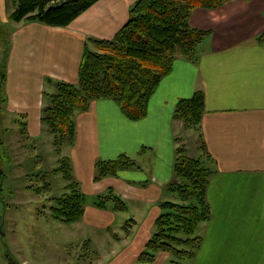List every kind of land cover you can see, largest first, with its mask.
<instances>
[{"label": "crops", "instance_id": "obj_1", "mask_svg": "<svg viewBox=\"0 0 264 264\" xmlns=\"http://www.w3.org/2000/svg\"><path fill=\"white\" fill-rule=\"evenodd\" d=\"M134 1L98 0L66 27L10 20L2 116H23L29 134L41 135L44 94L55 92L57 80L77 82L86 38L111 39L126 23ZM3 6L6 0H0L2 10ZM0 13L5 24L8 14ZM189 22L209 34L193 58L172 60L171 71L149 99L147 114L133 121L114 100H91L87 110L74 113L75 135L64 148H70L67 155L82 191L85 180L94 195L95 184L109 178L93 180L97 159L121 154L137 158L143 164L139 174L127 169L113 177L123 176L125 182L139 186L142 204L152 196L145 207L157 203L158 214L159 199L171 194L163 185L173 173V147L182 142L175 139L183 129L181 120L173 116L175 105L201 90L204 109L198 130L189 129L194 137L188 143L192 151L186 152L205 156L204 148L211 157L206 188L210 213L198 224L200 244L184 264H264V46L257 41L264 31V0H230L216 9L195 8ZM106 210L86 203L77 224L96 226L94 216Z\"/></svg>", "mask_w": 264, "mask_h": 264}, {"label": "trees", "instance_id": "obj_2", "mask_svg": "<svg viewBox=\"0 0 264 264\" xmlns=\"http://www.w3.org/2000/svg\"><path fill=\"white\" fill-rule=\"evenodd\" d=\"M97 1L10 0L13 10L8 19L66 27ZM228 1L135 0L129 8L126 23L111 39L87 37L83 43L77 82L57 80L55 92L44 94L40 120L52 135L55 152L60 155L62 146L72 143L75 135L74 113L87 110L91 100L112 99L128 119L136 121L143 118L160 79L171 71L172 60L176 57L193 58L209 34L208 30L190 25L193 10L216 9ZM3 26L0 23L4 53L0 57V81L5 79L9 44L2 33ZM257 41L264 46V31L257 36ZM203 109V92L196 90L190 97L177 101L174 117L182 120L185 128L198 130ZM200 147H204L203 144ZM202 150L205 157L211 160L207 151ZM176 154L172 172L179 180H173L168 190L175 193L179 201L159 202L154 230L137 257L143 264L154 262L160 251L169 253L175 259L174 264L192 258L200 244L197 226L209 219L206 188L212 170L199 157L187 156L184 147L177 148ZM58 163L54 171L66 181L65 192L52 200L49 215L59 222L71 224L82 218L87 196L74 176L71 159L61 155ZM134 168L140 167L125 154L114 159H97L93 178L98 181ZM3 175L5 173L0 171V178ZM47 185L44 183L43 188L33 189L42 193ZM92 203L99 209H107L109 204L114 211L128 209L127 202L112 186L106 188L105 195L96 193ZM127 224L129 222L123 230L128 233ZM108 232L115 240L118 238L110 227Z\"/></svg>", "mask_w": 264, "mask_h": 264}, {"label": "rangeland", "instance_id": "obj_3", "mask_svg": "<svg viewBox=\"0 0 264 264\" xmlns=\"http://www.w3.org/2000/svg\"><path fill=\"white\" fill-rule=\"evenodd\" d=\"M4 8V10L0 8L1 12L9 16L8 12L12 8L10 0H6ZM8 16L5 24L1 21L0 23L4 25L2 33L5 39H8L9 53L12 31ZM1 42L0 57L4 55ZM3 83L4 81H0V96L3 94ZM3 103L4 101L0 99V171L5 173L0 178V264H143L137 260V257L154 230L153 220L158 210L157 203H153V206L148 209L145 205H149L147 202H152L154 198L149 196L147 201L143 202L145 204H142L139 199L143 194H140L139 186L125 182L123 176L119 178L109 176L95 184L98 193L105 195L108 185L116 186L115 192L128 201V211H115L113 212L115 215H112L111 212L114 210L109 204L108 211L94 216L97 221L96 226L93 227H90L89 223L87 227H82L83 224L79 225L77 221L72 224H63L51 218L49 207L52 200L65 192L66 184L61 174L54 169L59 164V157L68 156L70 148H64L66 147L64 145L60 155L57 154L52 144V135L44 125L41 135L31 136L27 128L23 127L25 117L12 113L2 116L5 113ZM181 125L182 134L175 139L177 141L181 139L182 142H178L173 147V164L177 157V148L184 147L187 156L190 155L186 149L189 152L192 151L188 143L193 139L194 132L189 130L191 128H185L182 120ZM197 157L209 165V158L201 154ZM130 158L140 167L134 168L131 173L139 174L143 164L137 158ZM122 175L125 173L123 172ZM135 176L139 177L137 174ZM173 180L179 179L172 173L163 185L165 192L169 191V184ZM44 183L48 185L42 193L33 189V187L43 188ZM81 183L87 196L86 203L92 207L94 194L88 191L89 183L85 180H81ZM161 198L160 202L179 201L177 195L172 192ZM132 199H136L138 203L132 202ZM130 218L133 220H129ZM127 222H129L128 233L123 230ZM106 225L113 231H117L116 240L108 232ZM158 254V259L150 264H174L175 259L169 253L160 251ZM23 260L26 261L22 262ZM188 260L183 259L179 262L184 264Z\"/></svg>", "mask_w": 264, "mask_h": 264}]
</instances>
